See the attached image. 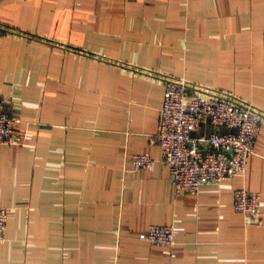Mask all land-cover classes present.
Listing matches in <instances>:
<instances>
[{
	"label": "crops",
	"instance_id": "crops-1",
	"mask_svg": "<svg viewBox=\"0 0 264 264\" xmlns=\"http://www.w3.org/2000/svg\"><path fill=\"white\" fill-rule=\"evenodd\" d=\"M163 76L264 112V0H0V97L26 134L0 145V264H264V123L243 176L176 194L153 142ZM151 225L171 249L138 239Z\"/></svg>",
	"mask_w": 264,
	"mask_h": 264
},
{
	"label": "built area",
	"instance_id": "built-area-1",
	"mask_svg": "<svg viewBox=\"0 0 264 264\" xmlns=\"http://www.w3.org/2000/svg\"><path fill=\"white\" fill-rule=\"evenodd\" d=\"M162 81L163 102L153 142L161 152L159 162L168 170L173 191L196 194L201 185L243 176L247 158L254 152L264 123V112L221 90L171 76H163ZM7 106L8 101L0 97V145L23 144L26 134L18 128L20 121L11 115ZM153 163L147 155L131 158L134 170L149 168ZM232 205L234 212L245 219L256 220L260 196L237 189ZM7 221L8 210L0 207V244L4 241ZM138 239L171 249L174 228L151 225Z\"/></svg>",
	"mask_w": 264,
	"mask_h": 264
}]
</instances>
